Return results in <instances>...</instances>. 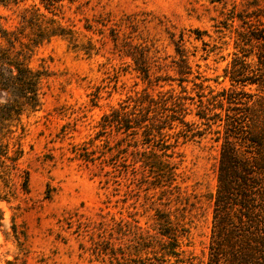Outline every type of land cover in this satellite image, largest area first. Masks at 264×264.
Masks as SVG:
<instances>
[{
  "label": "rangeland",
  "instance_id": "rangeland-1",
  "mask_svg": "<svg viewBox=\"0 0 264 264\" xmlns=\"http://www.w3.org/2000/svg\"><path fill=\"white\" fill-rule=\"evenodd\" d=\"M32 3L38 5V0H26V5ZM21 7L0 5V25L15 29ZM39 8L75 31L76 40L54 36L30 55L29 65L45 68L48 76L42 81L40 108L23 113L5 137L10 149L20 145L22 155L10 175L13 196L8 203H0V264H107L83 250L90 247V234L77 231V221L89 223L94 230L113 227L119 221L130 225L137 221L141 230L153 233L155 208L170 210L172 219L186 215L189 235L181 248L194 264H205L213 225L209 196L217 185L224 109L214 110L221 120L212 125V132L193 140L179 139V170L185 177L180 183L189 198L181 202L175 198L169 202L166 197L171 194L147 190L117 172L113 178L99 173L96 164L70 159L71 147L92 139L104 112L148 85L135 71L133 60L121 54L111 40L112 23H127L128 16L136 26H122L119 42L125 39L151 46L156 60L151 71L160 67L158 73L174 78L149 87L152 94L170 87L180 90L179 45L190 66L181 84L195 101L186 120L200 122L194 115L198 88L193 83L202 85L204 103L222 91L234 90L233 106L240 112L236 116H249L245 109L253 106L262 119L264 92L259 84L232 83L229 72L237 69L252 79L264 75V65L254 55L257 43H245L246 38L240 41V35L264 29V0H62L49 11ZM84 46L91 47L89 53ZM241 61L244 68L239 66ZM257 102L263 112L258 111ZM215 129L220 130L218 140ZM95 144L99 146V140ZM26 172L27 193L21 188ZM106 237L107 232L102 238Z\"/></svg>",
  "mask_w": 264,
  "mask_h": 264
},
{
  "label": "trees",
  "instance_id": "trees-1",
  "mask_svg": "<svg viewBox=\"0 0 264 264\" xmlns=\"http://www.w3.org/2000/svg\"><path fill=\"white\" fill-rule=\"evenodd\" d=\"M60 1L38 0V5H26V0H0V5L6 8L22 4L15 29L0 25V203H8L13 196L10 175L22 155L20 145L17 143L10 149L5 137L12 132L11 126L20 122L23 113L40 108L42 81L48 76L45 68L29 65L30 55L34 48L54 36L70 42L76 40L75 31L40 11L39 6L49 11ZM127 20V23H112L111 40L121 54L133 60L135 71L148 85L104 112L94 137L72 145L70 159L96 164L99 173L112 174L113 178V173L117 172L147 190L153 188L159 189L160 193L171 194L166 197L169 202L171 198L181 202L189 198L180 183L185 182V177L179 170V139L193 140L212 132V125L221 120L219 112L214 110L224 109L217 185L215 193L209 196L213 201V225L205 264H264V116L259 119V113L253 106L245 109L249 116L245 113L236 116L240 112L233 106L236 103L234 90L222 91L204 103L202 85L193 83L198 88L194 115L200 122L186 120L191 114L190 105L195 104L194 96L181 84L185 80L181 79L182 74L190 72L186 55L177 45L179 62H176V72L180 76V90L170 87L152 94L149 87L174 78L158 73L160 67H157V73L151 71L156 61L151 54V46L130 44L122 38L119 42L118 32L122 26H136V21L130 16ZM243 40L249 44L257 43L254 55L264 65V29L251 30L245 37L240 35V41ZM88 44L91 45L89 41ZM83 50L89 53L91 47L84 46ZM243 64L241 61L239 66L244 68ZM229 78L232 83L242 85L258 83L264 92V75L252 79L235 69L229 72ZM224 99L227 102L225 107ZM257 104L260 106L258 111L263 112V105ZM213 133L218 140L220 130L215 129ZM95 140H99V146ZM21 188L26 193L29 191L27 172ZM154 210L153 233L141 230L137 221L133 225L119 221L113 227L101 226L95 230L89 223L77 221V231L90 234V247H82L83 250H88L96 260L107 264H194L181 248L183 239L189 235L186 215L177 214L172 219L170 210ZM2 216L0 207V221ZM105 232L108 237L102 238ZM94 234L97 239H94Z\"/></svg>",
  "mask_w": 264,
  "mask_h": 264
}]
</instances>
